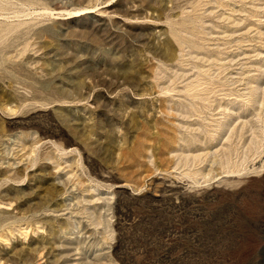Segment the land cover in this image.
I'll use <instances>...</instances> for the list:
<instances>
[{
    "label": "rangeland",
    "instance_id": "1",
    "mask_svg": "<svg viewBox=\"0 0 264 264\" xmlns=\"http://www.w3.org/2000/svg\"><path fill=\"white\" fill-rule=\"evenodd\" d=\"M0 264H264V0H0Z\"/></svg>",
    "mask_w": 264,
    "mask_h": 264
}]
</instances>
